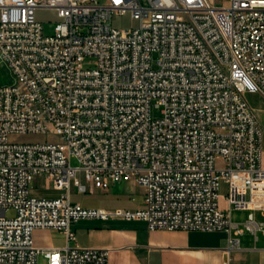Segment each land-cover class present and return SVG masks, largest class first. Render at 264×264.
Wrapping results in <instances>:
<instances>
[{
  "label": "built area",
  "instance_id": "2783aa9c",
  "mask_svg": "<svg viewBox=\"0 0 264 264\" xmlns=\"http://www.w3.org/2000/svg\"><path fill=\"white\" fill-rule=\"evenodd\" d=\"M39 10L58 12L53 36ZM128 14L139 29L113 27ZM0 57L16 77L0 87V264H108V250L36 246L37 231L76 241L80 221L223 232L228 255L264 234V129L249 102L264 100V0H0ZM21 135L58 142L10 143ZM38 179L60 196L35 194ZM132 182L143 209L71 201ZM235 211L250 212L244 228Z\"/></svg>",
  "mask_w": 264,
  "mask_h": 264
},
{
  "label": "crops",
  "instance_id": "0c3cea01",
  "mask_svg": "<svg viewBox=\"0 0 264 264\" xmlns=\"http://www.w3.org/2000/svg\"><path fill=\"white\" fill-rule=\"evenodd\" d=\"M250 104L256 111L258 108ZM261 99L260 97H258ZM261 124L264 126L263 121ZM129 187L131 188L132 193ZM76 191V190H74ZM73 191V192H74ZM131 192V191H130ZM58 198L59 192H56ZM89 194L96 199V204H87L84 200L71 201L86 209L104 211L129 210L144 208V190L134 182L112 184L110 190H92ZM227 187L223 186L221 207L226 208ZM134 200V201H133ZM250 212L235 211L233 224L244 228ZM255 220L264 224V215L254 213ZM76 241L68 243L67 237L57 231H37L34 235L39 248L96 249L110 251L108 264H264V234L245 232L239 237L240 248L230 255L226 253L228 235L223 232H166L150 231L143 222L80 221L72 225Z\"/></svg>",
  "mask_w": 264,
  "mask_h": 264
},
{
  "label": "rangeland",
  "instance_id": "374dc122",
  "mask_svg": "<svg viewBox=\"0 0 264 264\" xmlns=\"http://www.w3.org/2000/svg\"><path fill=\"white\" fill-rule=\"evenodd\" d=\"M101 4H105L106 0H98ZM211 5L217 9H226L230 6V0H209ZM37 22L43 25L45 35L50 37L54 35L55 28L59 25L62 20L59 17L58 12L54 10H39L36 13ZM113 27L119 30H136L140 28V23L138 21L133 20L130 14L118 17L113 21ZM16 82V77L13 74L8 63L3 61L0 57V87H10L13 86ZM257 97V96H251ZM249 97V99L251 98ZM253 106L259 109L257 114L259 116L260 123L263 121L264 124V100L257 98H253L251 100ZM153 118L159 120L162 118V110L154 108L153 110ZM262 125V124H261ZM263 129L264 126L262 125ZM58 138L53 137L51 135H21V136H13L10 138V143L16 145H28V144H45V143H57ZM72 166L78 167V162L73 159ZM217 168H223V163L221 161L217 162ZM33 191L37 195L47 196V197H56L57 193L54 190L53 186L50 189H46V186L43 180L38 179L32 186ZM129 193H132L133 190L129 187ZM73 201L84 200L87 204H96V199L91 197L89 194H79L77 191L72 192ZM9 217H13L14 213L9 212ZM38 264H45L43 259H39Z\"/></svg>",
  "mask_w": 264,
  "mask_h": 264
}]
</instances>
